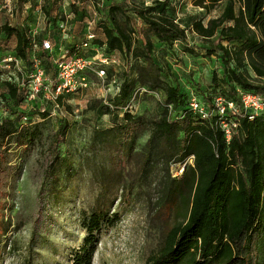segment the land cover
Masks as SVG:
<instances>
[{"label":"trees","instance_id":"16d2710c","mask_svg":"<svg viewBox=\"0 0 264 264\" xmlns=\"http://www.w3.org/2000/svg\"><path fill=\"white\" fill-rule=\"evenodd\" d=\"M94 1L106 16L101 25L103 40H95L93 35L92 40L87 39L81 45L58 50L52 43V50H45L43 40L37 55L40 48L28 29L10 25L3 28L7 38H16V46L14 54L0 49L4 54L1 56L23 61V67L21 72L17 71L21 76L20 88L7 83L9 99L5 100L6 96L1 95L0 105H4L2 101L9 107L14 105L11 101L17 106L24 101L30 102V92L22 86V80L32 70L34 59L41 62L53 82L61 50H66L69 57L87 58L84 51L94 49V43L104 48L108 55L121 54L128 64L133 59L147 62L152 71L161 74L163 69L153 57L154 41L173 47L176 43H186L188 30L196 34L210 44L205 55H219L225 66L223 76L213 78L211 93L199 98L210 117L205 119L194 112L189 98L181 94L178 87L169 84L160 87L166 95V107L158 120L134 115L127 110L134 84L126 80L112 102L113 110L108 107L102 110L96 103L90 105L89 110L101 115L125 110L121 122L95 131L92 148L107 147L116 152L123 163L137 140L149 133L143 164L155 159L175 165L176 171L184 169L180 179L175 177L166 189L163 200V207L169 210H176L182 204L184 220L166 231L159 248L149 255L145 264H264V113L252 119L244 112L240 101V91L264 96V0H192L193 5L206 14L225 3L222 14L208 24L202 19L177 20L171 0H157L150 6L132 8L122 3L104 5ZM50 2L51 7L46 10L48 17L52 15L55 0ZM119 15L129 22L139 21L140 32L137 34L135 28L126 29L118 19ZM85 44L89 47L84 48ZM183 49L187 54L197 55L193 48ZM101 57L110 61L109 57ZM12 70H1L0 74ZM258 81L259 84H255ZM68 96L71 95L58 99L59 108L43 96L34 103L40 102L44 107L48 101L57 110ZM218 99L235 103L239 112L221 115ZM179 111L173 116V112ZM41 114L44 119L48 117L46 112ZM24 115L18 113L14 118L0 121V202L5 195L3 186L11 179L9 159L12 148H27L40 137V124L23 125ZM222 121L232 127L230 141L221 128ZM72 129L67 121H63L52 137L53 157L45 175L48 180H53V187L64 181L62 167L70 159L61 157L58 148L66 143ZM114 201L116 199L113 204ZM112 203L107 208L98 206L83 214L81 226L86 237L73 253L72 264H94L102 232L120 221V215L112 213Z\"/></svg>","mask_w":264,"mask_h":264},{"label":"rangeland","instance_id":"374dc122","mask_svg":"<svg viewBox=\"0 0 264 264\" xmlns=\"http://www.w3.org/2000/svg\"><path fill=\"white\" fill-rule=\"evenodd\" d=\"M98 1L132 8L150 6L157 0ZM50 4V0H0V49L14 54L16 38H7L3 31L9 25L29 30L40 48L37 55L43 40L50 41L58 50L81 45L91 35L95 40L105 39L101 25L106 16L94 0H55L48 17L46 10ZM171 7L179 21L202 19L208 24L222 14L225 3L210 14L195 7L192 0H171ZM118 19L126 29L135 28L137 34L142 28L137 20L129 22L122 15ZM154 43L153 57L163 69L161 74L152 71L147 62L133 59L128 64L121 54L108 55L104 48L93 43L94 49L85 50L84 55L96 63V68L104 69L106 77L101 79L96 73H89L88 88L65 97L60 109L56 110L48 101L44 107L40 102L26 101L21 106L11 101L14 105L9 107L2 101L0 121L24 113L21 123L40 124V137L27 148L13 147L10 152L11 179L3 186L5 195L0 202V264H72L73 253L86 237L81 226L83 214L98 206L107 208L115 199L111 210L120 215V221L102 232L94 264H145L159 248L166 231L183 222L182 204L176 210L163 207L166 189L176 177L175 165L155 159L143 164L149 133L137 140L123 163L107 147L92 148L95 131L121 122L125 110L101 115L89 107L96 103L102 110L103 107L113 110L112 102L126 80L134 84L127 110L158 120L166 107V95L160 87L169 84L178 87L189 100L201 98L211 93L213 78L224 74L220 56L207 57L206 48L210 44L189 30L185 44L167 47L156 40ZM184 47L193 48L197 55L185 53ZM102 55L109 57L110 65L101 66L95 60ZM7 83L20 88L17 70L0 74V96H6L5 100L9 99ZM41 112L48 117L44 119ZM179 113L173 112V116ZM63 121L73 129L58 149L61 157L67 156L70 161L62 167L63 183L53 187V180H48L45 172L53 157L52 137ZM180 176L181 173L176 179Z\"/></svg>","mask_w":264,"mask_h":264},{"label":"built area","instance_id":"2783aa9c","mask_svg":"<svg viewBox=\"0 0 264 264\" xmlns=\"http://www.w3.org/2000/svg\"><path fill=\"white\" fill-rule=\"evenodd\" d=\"M93 35L89 36L88 40L93 39ZM88 44L84 48H88ZM45 50H52V44L48 40L43 41ZM61 58L56 61L57 76L55 81H51L46 71L43 69L41 62L38 59L33 60L32 70L22 80V86L26 87L30 92V102H35L40 96L44 99L53 102L56 108H59L58 99L62 96L75 95L81 90L87 89L89 86L87 75L91 72L96 73L101 79L106 77L104 69L96 68V63L93 60L85 57H69L66 50H61ZM101 66L109 65L107 59L96 58ZM23 61L12 56L3 58L0 52V71L12 70L13 68L21 72ZM240 101L245 113L249 114L253 119L264 113V96L240 91ZM217 105L220 114L224 115L227 112L238 113L239 109L233 102L226 103L222 99L217 100ZM190 107L194 112L200 114L203 118L210 117V113L204 106V103L197 97L190 99ZM234 128L237 126L234 125ZM221 128L225 131L227 140L230 141L232 136V127L222 121ZM184 169L176 171V177L179 173H183Z\"/></svg>","mask_w":264,"mask_h":264}]
</instances>
